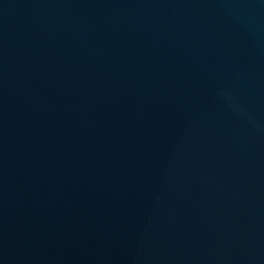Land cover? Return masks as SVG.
Here are the masks:
<instances>
[{
    "label": "water",
    "instance_id": "water-1",
    "mask_svg": "<svg viewBox=\"0 0 264 264\" xmlns=\"http://www.w3.org/2000/svg\"><path fill=\"white\" fill-rule=\"evenodd\" d=\"M0 264H264V0H0Z\"/></svg>",
    "mask_w": 264,
    "mask_h": 264
}]
</instances>
